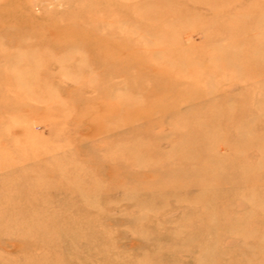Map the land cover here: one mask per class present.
Wrapping results in <instances>:
<instances>
[{
    "label": "rangeland",
    "instance_id": "rangeland-1",
    "mask_svg": "<svg viewBox=\"0 0 264 264\" xmlns=\"http://www.w3.org/2000/svg\"><path fill=\"white\" fill-rule=\"evenodd\" d=\"M0 264H264V0H0Z\"/></svg>",
    "mask_w": 264,
    "mask_h": 264
}]
</instances>
